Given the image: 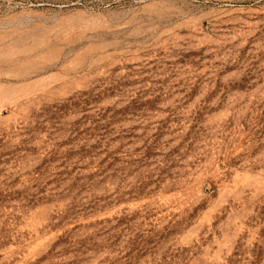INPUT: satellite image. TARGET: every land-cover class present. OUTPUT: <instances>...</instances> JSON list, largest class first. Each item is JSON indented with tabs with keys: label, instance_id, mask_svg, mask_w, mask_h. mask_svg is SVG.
Listing matches in <instances>:
<instances>
[{
	"label": "rangeland",
	"instance_id": "1",
	"mask_svg": "<svg viewBox=\"0 0 264 264\" xmlns=\"http://www.w3.org/2000/svg\"><path fill=\"white\" fill-rule=\"evenodd\" d=\"M0 264H264V0H0Z\"/></svg>",
	"mask_w": 264,
	"mask_h": 264
}]
</instances>
